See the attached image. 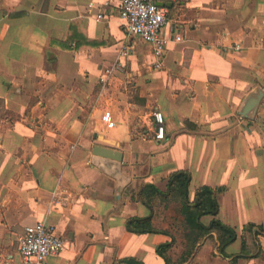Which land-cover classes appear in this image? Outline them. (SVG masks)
<instances>
[{
	"label": "crops",
	"instance_id": "0c3cea01",
	"mask_svg": "<svg viewBox=\"0 0 264 264\" xmlns=\"http://www.w3.org/2000/svg\"><path fill=\"white\" fill-rule=\"evenodd\" d=\"M157 3L169 11L161 60L127 33L121 0H0V264H24L19 238L39 222L66 242L44 264H165L163 232L177 261L187 249L180 206L132 196L143 184L165 191L179 170L191 173V199L224 189L217 218L237 235L224 251L207 236L184 264H264V97L253 120L238 116L249 92L264 91V0ZM125 45V68L102 83ZM95 146L123 154L132 180L121 205L116 180L91 162ZM150 215L162 233L127 230ZM248 225L252 254L242 253Z\"/></svg>",
	"mask_w": 264,
	"mask_h": 264
},
{
	"label": "trees",
	"instance_id": "16d2710c",
	"mask_svg": "<svg viewBox=\"0 0 264 264\" xmlns=\"http://www.w3.org/2000/svg\"><path fill=\"white\" fill-rule=\"evenodd\" d=\"M191 173L179 170L172 173L168 178L165 191H161L153 184H143L138 191L133 194L132 200L140 201L149 208L157 202L177 203L180 206V214L183 217L182 228L184 230L187 249L177 261H173L168 252L173 245L174 238L157 246V254L164 259L165 264H184L195 253L197 246L204 238L217 235L219 241V250L224 249L236 241L237 235L235 229L224 224L217 216L220 211L219 195L224 191L223 188H213L210 186L200 187L191 199L189 188L191 184ZM213 217L211 222L206 225L202 218ZM152 215L145 218L133 217L127 220L126 228L134 234H158L161 231L155 229L152 223ZM257 249V243L253 238V226L248 225L244 228L242 236V253L252 254ZM238 258H234L231 264H236ZM115 264H144L136 258H125L118 260Z\"/></svg>",
	"mask_w": 264,
	"mask_h": 264
},
{
	"label": "built area",
	"instance_id": "2783aa9c",
	"mask_svg": "<svg viewBox=\"0 0 264 264\" xmlns=\"http://www.w3.org/2000/svg\"><path fill=\"white\" fill-rule=\"evenodd\" d=\"M157 1L121 0L120 16L125 22L127 33L149 43L155 56L161 60L167 50V39L162 36V29L168 21L169 11L158 6ZM98 19H102V16H98ZM127 54L128 46L125 45L120 49L116 63L106 70L107 76L101 78L102 83H106L113 74L125 68L120 58L127 57ZM153 118L156 126L155 138L163 141L166 133L164 116L160 112H154ZM102 121L109 128L115 126L109 113L102 116ZM65 244V240L52 227L39 222L25 228L24 234L19 238L18 251L24 264H44L48 257L60 254Z\"/></svg>",
	"mask_w": 264,
	"mask_h": 264
},
{
	"label": "water",
	"instance_id": "95a60500",
	"mask_svg": "<svg viewBox=\"0 0 264 264\" xmlns=\"http://www.w3.org/2000/svg\"><path fill=\"white\" fill-rule=\"evenodd\" d=\"M158 6L163 7L160 3H158ZM263 97L264 91L262 88L255 87L244 99L238 111V116L241 119L253 120L257 115ZM91 162L93 166L116 180L115 199L121 205L123 192L132 180V178L123 172L122 152L108 147L95 146Z\"/></svg>",
	"mask_w": 264,
	"mask_h": 264
},
{
	"label": "rangeland",
	"instance_id": "374dc122",
	"mask_svg": "<svg viewBox=\"0 0 264 264\" xmlns=\"http://www.w3.org/2000/svg\"><path fill=\"white\" fill-rule=\"evenodd\" d=\"M177 253V251H174V254H176Z\"/></svg>",
	"mask_w": 264,
	"mask_h": 264
}]
</instances>
